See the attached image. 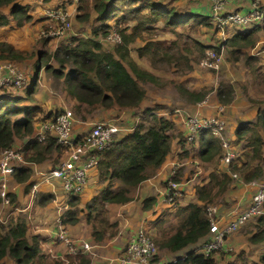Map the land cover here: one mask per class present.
Listing matches in <instances>:
<instances>
[{
  "label": "trees",
  "instance_id": "1",
  "mask_svg": "<svg viewBox=\"0 0 264 264\" xmlns=\"http://www.w3.org/2000/svg\"><path fill=\"white\" fill-rule=\"evenodd\" d=\"M21 1L0 0V26H6L12 20L14 25L19 27L23 22L29 20L30 15L27 13V7ZM77 10L78 13L75 15L77 20L81 22L93 20V26H91L88 36L66 37L51 54L38 51L36 55L40 60H45L43 69L50 71L60 80L65 95L75 100L74 109L76 108L78 112L82 108L111 109L112 106H117L133 109L139 107L145 98L143 84L155 85L159 82V78L140 68L130 57L129 52L131 44L141 41L143 44L134 49L136 57L145 56L148 60H152L148 53L154 54L165 43L158 37L149 38L151 36L146 35L153 24L161 22L163 26L170 27L172 30L175 29L174 27L184 26L189 22H195L199 26L208 27L210 25L207 15L178 14L174 7H165L164 4L154 0H84L82 5L77 6ZM256 26L236 32L217 45L199 44V46L202 49L210 48L215 51H218L222 46L227 48L229 55L241 54V49L253 46L251 35L256 30ZM112 30L118 34L119 42L113 44L111 49H104L97 37L104 38ZM164 49L159 58L168 57ZM23 51L17 49L10 42L0 41V60L10 62L19 60L24 57ZM48 58L54 60L56 68L46 63ZM37 67L40 66L35 68ZM187 68H190L188 61ZM35 81L36 74L29 83V88L25 90L24 98L10 97L5 99L6 101L0 102V150L12 147L14 138L27 137L20 147L24 160L38 162L55 152V162H57L61 155L60 148L50 136H46L42 141L30 137L35 127L33 116L38 111L37 107L15 105L22 99L31 100ZM177 89L180 96L192 102L203 99L206 93L204 90L186 89L181 84ZM232 90L230 84H219L215 89L217 103L220 105L229 103ZM160 107L158 104H153L140 109L136 112L131 129L122 136L112 139L98 153L96 170L102 186L99 192L85 205L86 221H92L90 223L91 234L94 240L102 239L105 236V231L110 226H114L112 223L109 226L103 205L105 203H124L130 200L131 193L138 184L155 173L169 151V133L172 122L156 111ZM62 111L45 112L41 119L50 118ZM18 113H21L20 117L11 119V116ZM203 134L204 137L200 141L197 152L198 157L205 161L214 156L218 158L220 153L218 140L206 132ZM235 138V141L245 143L248 151L244 154H249L250 160L263 158L261 151L264 145V106L258 110L254 121L238 123L235 129ZM181 141L183 144L182 139ZM249 162L241 163L236 159V163L230 167V173L235 174L243 181L260 178L264 173L261 166L251 165ZM11 175L16 182H24L28 178L29 168L13 167ZM229 182L230 177L227 173L212 172L208 175L207 182L195 190L200 204L188 203L183 207L176 208L179 210V220L173 227V231L166 237L160 238L157 245L169 253H176L185 248L186 250L182 255L173 256L166 264H217L213 256H204L193 247L197 248L208 236L205 204L212 201L216 192L221 193ZM27 188L28 186H25L26 190ZM7 195L10 205L15 206L13 194L8 193ZM76 201V197L72 195L68 196L66 200L70 207L75 205ZM152 201V197H147L144 199L142 207L147 208ZM76 213L75 208L66 209L59 222L62 225L74 223L77 220ZM157 222L158 220L155 221V223ZM263 224L262 217L257 216L252 225V229L255 231L247 239L249 242H256L264 237ZM25 230V220L20 216L8 220L6 223H0V260L8 257L14 264H36V260L42 261L43 257L39 249L40 240L35 237L27 239ZM78 250L79 252L71 256L67 264H87V259L80 255L81 249L78 248ZM42 264L65 263L58 259ZM241 264H264V256L258 262H243Z\"/></svg>",
  "mask_w": 264,
  "mask_h": 264
},
{
  "label": "crops",
  "instance_id": "2",
  "mask_svg": "<svg viewBox=\"0 0 264 264\" xmlns=\"http://www.w3.org/2000/svg\"><path fill=\"white\" fill-rule=\"evenodd\" d=\"M173 1L175 3L177 2L176 5L169 6L174 7L178 14L192 13L205 16L210 10L209 0H191L187 7H184L182 3V1L187 0ZM75 2L76 0H71V3L69 2L66 9L70 17V13L74 15L73 10L75 11L77 8ZM223 2L224 12L230 10L246 11L249 8V0H224ZM56 4L57 3H54L51 7ZM47 7L50 6H47L46 4L45 8ZM39 15L43 19V21H40L41 24H46L45 26H48L49 20L43 16V10ZM256 27V30L253 31L251 35L253 46L248 48L258 46L256 52L258 58H256V61L261 60L264 62V21L263 25L260 24ZM249 28L234 27L232 29L230 28L220 31L223 36V39L221 40L230 37L236 32L245 31ZM88 34L89 32L87 34L80 33L81 36H88ZM97 38L101 42L102 47L105 46L103 47L104 49H110L109 46H112V43L107 42L104 38L99 39L100 36ZM12 44L16 48L18 47L17 49H25L22 45L18 46L16 43ZM142 44L141 41H136L134 44H131L129 52L130 57L140 66V68L149 71L156 76H160L157 74L160 67L152 60H148L145 56H142V58L136 57L134 49ZM204 45L210 44L206 43ZM262 62H258L255 66L256 72L259 76H264V64H262ZM156 89L157 88H155L157 98L152 94L151 89H145V98L141 101L138 108L123 109L122 113L120 112L127 122V127L122 130L118 129V132L122 131V133L117 132L115 138L122 136L131 129L136 117V112L143 107H150L153 104H158L162 107L156 110L158 113L159 110L167 108L183 107L182 109L185 108L189 113L197 112L202 117H209L215 113L216 106L220 104L216 101L212 102V100H209V97L204 100V103L200 102L204 97L199 101L192 102L184 99L177 91L173 92L172 95L165 97V95H162L166 91L165 88L164 90L159 88V91H156ZM188 89H194V85ZM15 93V91L10 93L8 89H6L5 92L1 91L0 99L2 97L9 99L10 97L15 96ZM249 100L253 102L254 105H251ZM71 101L76 104L75 100L71 99ZM213 103L216 104L214 105ZM54 105L57 108H60L59 110H63L64 108L63 106H60V101L55 102ZM263 106L264 96L260 98H250L247 101L242 100L240 97H236L229 103L223 105L222 115L226 122L225 133L237 153L239 152V149H236L235 147H239L240 142H242L235 141V129L238 126V123L254 121L258 110ZM240 108H242L241 111ZM105 110L111 109L108 108ZM33 117L35 118V114ZM110 117L111 115L109 111L97 112L94 114L90 112V114L88 113L84 117H74L72 130L74 133L80 134L86 131L93 121L101 119L108 120ZM35 121L33 124L34 126L37 124ZM181 134V127L177 123L172 122V128L169 133V151L163 162L155 170V173L138 184L136 189L131 193L132 198L130 200L124 203H105L103 205L105 218L109 223V226L111 223L114 224V226H108L111 231H105V236L100 240L93 239V235L91 234L92 227L90 224L92 221H86L85 209L86 203H88L90 199L99 192V189L102 186L97 177L96 168L90 169L87 172L86 181L80 198H76V204L70 207L65 200L61 187V180L58 178L45 179L43 176L44 173L55 167L57 162L61 159L60 156L58 161L55 162V152L51 153L48 158H44L38 162H29L26 160H23L20 163L16 162L14 167L24 166L29 168V175L24 182H16L12 175L8 177V180L6 179V187L8 192L14 196L15 206L8 204L5 205L0 201V218L4 222L15 219L18 216L25 220V237L27 239L35 237L40 240L39 249L43 259L42 261L36 260V264H42L49 263L52 260H64L65 245L57 238L58 227L56 220H58L59 217L61 218L62 213L66 209L75 208L77 210V220L72 224H61V229L70 239L84 241L90 246L88 251H81V257L87 259V264H117L116 258L118 254L140 224L147 222L148 227L155 228L161 223L159 221L155 223V221H157L158 217L164 213L168 215L167 212H172V210H176L177 207H183L188 203L199 205L200 201H198L196 197V188L202 187L207 182L208 175L212 172L217 174L222 172L227 173L226 168L219 162L217 156H214L207 161L198 157L197 152L200 147V141L204 137L203 132L197 135L196 140L191 145L185 143L182 144ZM26 138H14L12 147L20 148ZM174 162L179 163L175 172V177L182 183V194L178 199L177 205L173 204V206H170L171 204H166L163 201L162 195L168 170L170 165ZM228 176L230 177V182L220 193L222 200H225L226 206H216V217H218L220 223H224L235 212L241 210L248 204L252 193L256 190V183L259 181L257 178L250 181H243L241 178L232 177L230 174H228ZM25 186H28L27 190L25 189ZM214 188L217 190L216 187ZM147 197H152L153 201L147 208H144L142 207L143 201ZM253 220H255V218ZM237 230L226 238V244L230 249L222 250L217 257H214L217 264L258 262L259 259L264 256V237L259 241L249 242L247 240L249 235L255 231L251 228V230H248L249 233H245V239H241L240 237V240H238L239 237L234 235ZM185 250L186 248L176 253L168 252L167 258L163 256V253L161 258L169 261L175 255H182ZM70 258L71 257H67V260L70 261ZM0 264H14V262L8 257H4L0 260Z\"/></svg>",
  "mask_w": 264,
  "mask_h": 264
},
{
  "label": "built area",
  "instance_id": "3",
  "mask_svg": "<svg viewBox=\"0 0 264 264\" xmlns=\"http://www.w3.org/2000/svg\"><path fill=\"white\" fill-rule=\"evenodd\" d=\"M210 10L207 14L211 22L220 31L234 27L249 28L263 23L264 4L263 0H249V8L243 10L223 11L224 0H209ZM43 16L51 23L47 31V37L63 36L70 29V16L66 9L60 4L43 10ZM112 44L119 42L118 34L112 30L104 37ZM222 47L218 51L209 49L199 61V67L216 69L221 58ZM24 81V74L14 62L0 60V88L16 90L21 89ZM223 106L217 105L215 113L209 117H202L197 112L189 113L185 109L172 107L159 110V114L167 120L177 123L181 129V139L187 145H191L201 132H206L218 140L220 154L219 162L226 168L227 174L230 167L236 162L238 153L234 150L226 136V122L222 115ZM74 116L70 111H62L54 116L41 119L35 125L31 138L42 141L50 136L56 145L59 146L61 159L55 167L43 174L45 179L58 178L61 180V187L65 200L68 196L80 198L84 187L87 172L95 169L98 153L115 138L118 132L116 126L104 121H94L89 128L76 134L72 127ZM59 156V157H60ZM24 160L20 148L9 147L0 150V201L2 204L10 205L6 179L10 177L12 168L16 162ZM179 163L170 165L167 177L163 186V201L166 204H173L182 194V183L175 180V172ZM196 173V172H195ZM251 183V182H250ZM264 177L256 183V190L252 193L248 204L241 210L235 212L224 223H220L216 217V207L207 205L205 215L208 220V236L197 246L204 256L217 255L225 249H230L226 244V238L236 231L244 222L261 216L264 221ZM57 222V238L65 245L64 260L68 263L67 257H71L81 251H88L90 246L84 241L70 239L61 229V223ZM0 223H6L0 218ZM147 229L140 224L135 232L125 243L123 249L116 258L117 264H166L168 261L158 256L157 247ZM66 255V256H65Z\"/></svg>",
  "mask_w": 264,
  "mask_h": 264
},
{
  "label": "rangeland",
  "instance_id": "4",
  "mask_svg": "<svg viewBox=\"0 0 264 264\" xmlns=\"http://www.w3.org/2000/svg\"><path fill=\"white\" fill-rule=\"evenodd\" d=\"M154 1L164 4L165 7L169 5H176L177 3L173 0ZM190 1L191 0L182 1L184 7H187ZM69 2L71 3V0H49L47 2L42 0H22L21 3L26 5L27 13L30 14L29 20L23 22L19 27L15 26L12 20H10L8 25L0 26V41L16 43V45H22L25 48L23 49L24 57L19 60L12 61L20 69V72L24 74V81L20 86L21 89L16 90V88H12L8 89V91L10 93H13V91L16 92L13 97L24 98L26 96L25 90L29 88V83L33 79L34 74H36L35 85L33 87V91L31 92V100L28 101L26 99H22V101L15 104L17 106H36L38 110L35 112L36 123L43 116V113L59 110L60 108H57L54 104L55 102L60 101V106L64 107L63 111H70L74 117H84L86 114H90V112L94 114L97 112L109 111L111 115L110 119H101L97 121H104L116 126L117 129L122 130L127 127V122L125 121V118L122 117L121 113L123 109L129 108L117 106H112L111 110H105L108 108H82L78 112L76 108L74 109L75 103L65 95L60 80L53 76L50 71L43 69L45 60H40L38 55H36L38 51L51 54V52L59 45V43H62L66 37L73 35L79 37L80 33L87 34L90 31L91 26H93V20L89 19L84 22L77 20L75 15L78 13V10L76 8L75 11L73 10L74 15L70 13V29L65 32L64 36L47 37L46 33L50 29L52 23L48 21V26H45L46 24H41L40 21H43V19L39 14L45 9L46 4L51 7V5L57 3L60 4L62 8L67 9ZM82 3H84V0H80L79 2L76 0L75 2L76 6L82 5ZM86 4L88 5V3ZM4 11L7 12L6 10ZM209 22L210 25L208 27L204 25L199 26L195 22H189L184 26L174 27V30L170 27L163 26L161 22H157L152 25V28L146 32V35L151 36L149 38L158 37L161 40H164L166 44L162 41L164 43L163 46L159 47L154 54L148 53V56L152 57V61L160 67V70L157 71V74L160 76H157L159 78V82L155 85L144 83L143 86L145 89H151L152 94L157 98L155 88H157L156 91H159V88L161 90H164L165 88L166 91L162 95L168 97L172 95L173 92L178 91L177 87L179 84L186 89L191 88L194 85V91L204 90L206 92L204 99L200 101L203 103L207 97H209V100H212V102H217L215 89L219 84H230L232 86L233 90L230 100L240 97L242 100L247 101L250 98H260L264 96V76H259L255 69L258 62H262L261 60L256 61V58H258V56H256L258 46L253 48L245 47L240 50L242 52L241 54L235 53L234 55H229L227 48L222 47L221 58L216 69L199 67L200 59L204 56L205 51L210 49H202L199 44L202 45L209 43L210 45H216L222 41L221 39H223L220 30L215 27L210 19ZM101 38L102 37L100 36V39ZM109 47L111 49L112 46ZM163 49L168 57L164 56L159 58ZM187 61L190 66L189 69L187 68ZM46 63L51 67L56 68V63L52 58H48ZM262 64H264V62H262ZM36 66L40 67L35 73ZM1 91L5 92L6 89L0 88V93ZM5 99L6 97H2L0 102L6 101ZM250 103L251 105H254L253 102L250 101ZM213 104L215 105L216 103ZM241 110L242 108H240V111ZM20 114L21 113L11 116V119L20 117ZM118 133H122V131ZM114 136L116 137L117 135ZM235 148L239 149L237 157L238 162L241 161L242 163L243 161H250L249 163H251V165L258 164L264 172V145L262 146L261 151V157L263 158L257 160H250L248 158L249 154H244L248 151L245 143L240 142L239 147L236 146ZM263 177L264 173L258 179H262ZM175 179L178 180L176 177ZM178 199L173 204L177 205ZM173 204L170 206H173ZM207 205L215 207L226 206L225 200H222L220 193L218 192L214 194L212 201L205 204V206ZM167 213L168 215L164 213L158 217V221L162 222L159 227H148L147 222L143 224L148 231L147 234L151 237L157 247L158 256L162 257V254L164 253L163 256L165 258H167L168 252L164 248H160L157 245V242L160 238L166 237L173 231V227L180 217L179 210H172V212ZM253 223V219L249 220L234 233L235 236L239 237L238 240H240V237L241 239H245V233H249L248 230H251ZM106 231L110 232L111 229L108 228ZM193 248L196 250L195 246Z\"/></svg>",
  "mask_w": 264,
  "mask_h": 264
},
{
  "label": "water",
  "instance_id": "5",
  "mask_svg": "<svg viewBox=\"0 0 264 264\" xmlns=\"http://www.w3.org/2000/svg\"><path fill=\"white\" fill-rule=\"evenodd\" d=\"M38 69H39V67H37V68L35 69V73L38 71Z\"/></svg>",
  "mask_w": 264,
  "mask_h": 264
},
{
  "label": "clouds",
  "instance_id": "6",
  "mask_svg": "<svg viewBox=\"0 0 264 264\" xmlns=\"http://www.w3.org/2000/svg\"><path fill=\"white\" fill-rule=\"evenodd\" d=\"M263 4H264V2H263ZM208 16V15H207ZM221 43V42H220ZM217 45V44H216ZM222 47V46H221Z\"/></svg>",
  "mask_w": 264,
  "mask_h": 264
}]
</instances>
